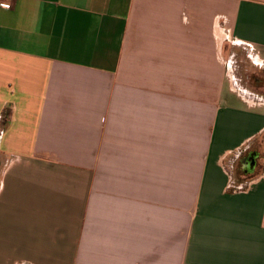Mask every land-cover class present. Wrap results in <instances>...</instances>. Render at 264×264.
<instances>
[{"label":"crops","instance_id":"crops-1","mask_svg":"<svg viewBox=\"0 0 264 264\" xmlns=\"http://www.w3.org/2000/svg\"><path fill=\"white\" fill-rule=\"evenodd\" d=\"M228 40L264 69V0L0 7V264H264V94Z\"/></svg>","mask_w":264,"mask_h":264},{"label":"rangeland","instance_id":"rangeland-1","mask_svg":"<svg viewBox=\"0 0 264 264\" xmlns=\"http://www.w3.org/2000/svg\"><path fill=\"white\" fill-rule=\"evenodd\" d=\"M231 42V40H228L227 43L229 80L234 76L239 78L241 83L249 87V89L264 94V69L251 65L250 61L247 63L245 61V52L236 51L235 46Z\"/></svg>","mask_w":264,"mask_h":264},{"label":"built area","instance_id":"built-area-1","mask_svg":"<svg viewBox=\"0 0 264 264\" xmlns=\"http://www.w3.org/2000/svg\"><path fill=\"white\" fill-rule=\"evenodd\" d=\"M0 7H4V8H11L12 7V0H0ZM242 188L237 187V189Z\"/></svg>","mask_w":264,"mask_h":264},{"label":"flooded vegetation","instance_id":"flooded-vegetation-1","mask_svg":"<svg viewBox=\"0 0 264 264\" xmlns=\"http://www.w3.org/2000/svg\"><path fill=\"white\" fill-rule=\"evenodd\" d=\"M248 157L245 159V160H248V161H253V158H254V153H251L250 151L248 152L247 151V154H246ZM245 155V156H246ZM243 158V157H242Z\"/></svg>","mask_w":264,"mask_h":264},{"label":"water","instance_id":"water-1","mask_svg":"<svg viewBox=\"0 0 264 264\" xmlns=\"http://www.w3.org/2000/svg\"><path fill=\"white\" fill-rule=\"evenodd\" d=\"M255 163H256V161H255V159H254L252 164L254 165Z\"/></svg>","mask_w":264,"mask_h":264}]
</instances>
